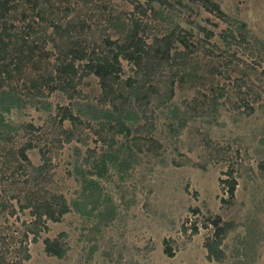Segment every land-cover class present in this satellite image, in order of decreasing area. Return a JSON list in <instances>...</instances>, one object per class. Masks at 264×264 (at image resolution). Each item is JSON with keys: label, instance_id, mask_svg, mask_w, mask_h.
Returning a JSON list of instances; mask_svg holds the SVG:
<instances>
[{"label": "rangeland", "instance_id": "obj_1", "mask_svg": "<svg viewBox=\"0 0 264 264\" xmlns=\"http://www.w3.org/2000/svg\"><path fill=\"white\" fill-rule=\"evenodd\" d=\"M212 1L235 27L246 24L245 42L236 32L238 38L226 45L220 33L229 23L202 0H40L46 12L42 24L48 26L43 37L54 34L60 43L66 38L55 32L56 24L97 50L105 48L108 36L124 39L115 31L117 22L139 24V36L148 43L180 30L197 46L191 55L197 75L184 83L177 75L168 104L183 121L181 133L170 125L173 112L148 109L153 126L134 129L130 136L139 138L140 146L129 141L134 152L119 156L127 161L120 165L114 156L116 163L109 162L99 175L93 165L112 141L120 147L124 135L105 126V120L83 118L73 125L62 123L59 115L60 106L71 101L108 106L100 99L99 78L81 70L75 99L47 85L39 94L32 85L38 73L28 66L12 82L25 102L5 113L24 129L0 143V264H232L247 253L248 264H264V0ZM32 6L24 0L10 21L22 25L23 10L31 22L40 21ZM203 28L213 32L211 39L204 41ZM176 45L175 50L186 51L180 41ZM44 51L52 68L60 51L52 39ZM177 60L159 72L181 74L185 61ZM121 61L124 77L134 74L135 63ZM68 130L74 131L71 142H66ZM29 141L34 144L26 152L31 164L20 154ZM32 165H46L43 174ZM80 170L95 180L100 193L85 200L88 212L73 206L59 221L42 217L38 223L30 200L62 194L71 205L83 201ZM232 177L238 182L234 196L224 182ZM47 239L58 241L62 257L47 251ZM209 240L220 242L222 259L208 258Z\"/></svg>", "mask_w": 264, "mask_h": 264}, {"label": "trees", "instance_id": "obj_2", "mask_svg": "<svg viewBox=\"0 0 264 264\" xmlns=\"http://www.w3.org/2000/svg\"><path fill=\"white\" fill-rule=\"evenodd\" d=\"M26 1H33L32 10L35 11L41 20L38 22L33 20L32 22H35V25L40 24V28L32 24L31 16L29 13L27 14V10L19 13V20L23 21L22 25L19 26L10 21L11 15L19 10V7L24 4V0H0V143L12 140L14 136H19L21 130L24 129L23 124H15L13 121L6 119L5 113L10 112L13 108L22 107V103L25 102V96L21 95L12 86V82L15 79L23 77L28 71V66H31L38 73L33 78L32 85L37 88L39 94L42 88L47 85L52 90L67 92L71 99H75L74 96L76 94L74 92L78 85L76 79L80 80L83 77L82 74L79 75L81 70L86 75L94 74L99 78L102 89L100 99L102 103L108 101V106H103L102 104L95 106L92 103L71 101L70 104L60 106L59 108L60 121L62 123L68 120L71 124L77 125L84 123V119L90 121L105 120V126L115 129V131L124 135L125 140L120 147L114 148V142L112 141L109 149L104 151L95 162L96 164L93 165V168L96 169L95 173H99V175H102L109 162L116 163L114 162V156L120 160V165H123L127 161L125 158L121 159L119 156L121 152L124 156L132 155L134 151L129 141L132 140L135 145L140 146L139 138L130 139V136L134 129L140 131L145 127L153 126V123L149 122V116L146 114L148 109L152 113L158 111L156 113L159 114L164 113L166 109L168 112H173L174 118H172L173 121L170 122V125L176 127L175 134L181 133V129L184 127L183 121L175 114L176 109H173L172 106L170 110L168 104L175 95V84L179 80L177 75L180 76L179 78L183 83L194 79L197 75V62L194 61L192 63L191 61L193 59L191 55L195 53L197 46L195 42L191 41L192 37L190 35L187 36L186 33L174 29L167 35L155 37L152 42L148 43L144 40L143 36H139V24L129 25L117 22L114 26L115 31L122 32L124 39L122 41L119 39L112 40L108 36L105 39V48L97 50L95 47L89 49L85 43H82L79 39H74L69 30L56 24L55 32L60 34L62 38H66L64 42L60 43L57 42L54 34H50V36L45 38L43 37L48 27L42 24L46 13L45 4L40 2V0ZM202 2L209 11L216 13L229 23L228 28L220 33L225 42L228 43L231 37L237 39L236 32H239V38L242 42L247 40V35L244 33L246 24L241 23L240 26L235 27V22L232 19H227L218 3L212 0H202ZM203 30L206 29L203 28ZM212 36L213 32L206 30L204 41L211 39ZM49 39L54 41L55 47L60 51V55L56 63L52 64V68H50L51 63L48 60V53L44 51ZM176 41H180L185 46L186 51L175 50L177 47ZM227 43L226 45L230 44ZM178 57H181L185 61L181 74L172 73L170 75L167 72H164V74H162L163 72H159V70L168 67L173 58L178 61ZM122 58L135 63L134 74L124 77L126 71L121 61ZM78 60L84 63L77 66L76 61ZM190 64H195L193 68L196 70V73L192 72ZM188 66H190L189 70ZM42 69L43 71H41ZM172 69L170 66L171 72ZM199 75L203 77L202 74ZM248 93L250 94L251 91ZM50 106L51 102H46L45 108L49 109ZM247 106H251L249 101ZM250 108L254 111L253 107ZM176 120L180 123L176 124ZM65 135L66 142H71L74 138V131L68 130L65 132ZM113 139H116L115 135ZM32 147H34L33 141H29L25 142L20 148L22 159L29 164L31 163L26 152ZM77 150L78 153H81L78 147ZM45 166L32 165L34 171L40 174H43ZM81 168L83 169V166ZM79 173L83 175V201L76 200L71 205L62 194H53L51 197L42 196L30 200L31 203L28 205L32 208V213L37 217L36 221L38 222L39 220L38 223L42 221V217L59 221L66 213L72 211L73 206L79 212H88L85 200L87 201L93 195L97 197L100 193L95 192L97 189L95 188V180L93 178H91L92 180L87 178V175L81 170ZM225 181L228 183V190L231 196H234L238 185L237 180L232 177ZM94 206H96L95 201ZM215 224L219 225V222L216 221ZM31 231L36 235L37 230L33 228ZM218 235L220 233H217ZM246 243L248 247L250 241ZM219 246L220 242L214 240H209L206 243L209 259H222L223 253ZM46 249L59 257H62L64 254V250L60 247L57 240L47 239ZM166 252L169 255H173L170 248H166ZM247 255L242 254V256H237L234 258L232 264H248Z\"/></svg>", "mask_w": 264, "mask_h": 264}]
</instances>
